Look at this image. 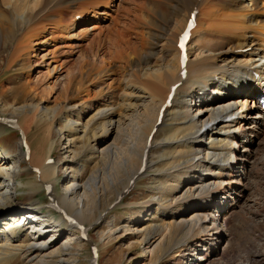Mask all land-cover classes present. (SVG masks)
<instances>
[{
	"label": "bare ground",
	"instance_id": "bare-ground-1",
	"mask_svg": "<svg viewBox=\"0 0 264 264\" xmlns=\"http://www.w3.org/2000/svg\"><path fill=\"white\" fill-rule=\"evenodd\" d=\"M74 1L81 0H0V35L5 33L12 40L13 32L15 35L23 31L31 48L33 36L59 27L51 21L41 28L37 20L46 13L50 21L63 4ZM144 1L148 3L147 10H139L142 13L137 17V26L143 24L141 30L133 34L130 27L125 28L127 37L135 39L123 42L117 34L115 38L107 35L109 49L115 45L127 47L125 54H115L113 66L119 63L117 75L110 74L120 77L123 83L121 88L110 87L104 96L101 94L105 90H101L99 97L104 99L93 108L92 116L89 110H93V101L54 109L34 103L10 106L12 117L17 111L33 114L27 116L22 127L25 135L35 118L42 115L45 121L57 122L62 134L67 133V145L79 138L83 146L80 152L72 153L69 169L74 174L66 178L61 196L54 193L59 165L48 163L52 155H31L26 136L20 146L24 147L25 142L28 153L21 151L17 161L0 152V264H15V257H20L21 264H76L75 257L84 239L79 228L86 227L87 218L94 221L90 228L102 225L110 209L105 203L109 195L116 193L120 199L124 192L119 188L127 191L130 184L135 188L136 179L152 169L160 195L144 202L141 208L147 210V215L152 212L150 217L160 215L162 221L154 224L146 220L123 230L131 228L136 233L143 253H148L150 259L158 253L160 258L174 251L180 254L184 248L201 242L210 222L217 223L209 214H216V218L226 214L232 207L226 201L227 195L236 201L242 193L233 187L237 178L234 170L243 168L241 164L234 165L237 146L241 144L251 151L249 138L261 133L264 123V108L260 104L264 99V0ZM85 8L87 4L82 3L73 19L80 14L82 18L83 12L79 10ZM194 10L198 13L196 26L187 46L186 79H182L177 40ZM118 23L116 31L121 34ZM80 24L75 20L61 29L75 37L73 30ZM106 41L99 45L104 55ZM47 45L45 40L34 46ZM10 59L14 64L19 57ZM58 68L51 72L56 73ZM96 71L98 77L106 73ZM85 75L81 78L84 83ZM179 83L172 106L162 112L170 88ZM165 127H170L169 134L160 139ZM246 127L248 131L243 130ZM154 129L157 130L149 142ZM111 132L119 139L117 144L107 146L101 136ZM157 148L161 153L155 162L152 156ZM25 158L40 184L38 189L51 188L48 214L36 202L33 209L5 208L17 193V179ZM98 160L102 167L98 164L93 177L84 182L82 169L88 162ZM97 184H101V190ZM222 191L227 204L220 206L217 201ZM190 211L194 213L189 216ZM109 229L106 235L99 233L103 244L117 231L112 224ZM88 233L86 241L91 242ZM66 235L69 238L65 239ZM52 246L54 250H50Z\"/></svg>",
	"mask_w": 264,
	"mask_h": 264
},
{
	"label": "rangeland",
	"instance_id": "rangeland-1",
	"mask_svg": "<svg viewBox=\"0 0 264 264\" xmlns=\"http://www.w3.org/2000/svg\"><path fill=\"white\" fill-rule=\"evenodd\" d=\"M81 2L87 4V8L91 9L79 10V12H83V20H80L82 24L74 28L73 36L75 37H71L63 29L75 22L73 17L78 11L77 9L82 6ZM147 7L148 3L144 0H81L63 4L62 9L52 16L50 21H47L46 13L37 20L41 28L51 21L58 24L59 27L57 30L56 28L47 30L46 34L41 32L33 36L31 40H34V43L30 44L31 48L28 46L29 42L23 31H21L22 33L19 31L15 35L13 32L12 40H9L5 33L1 34L0 103H5L8 106H0V116L12 117L11 105L20 107L32 103L54 109L62 108L64 104H85L93 101L94 105L93 103L90 105L93 109L98 102H102L104 99V97H99L102 89L105 91L102 90L101 96L107 93L110 87H119L122 82L120 77L110 76V74L118 72L119 63L115 64L117 67L113 66L115 54L119 52L125 54L127 47L122 45L121 49L115 45L109 49L106 41L107 35L109 34V38H115L117 34L123 39V42L128 39H135V36L127 37L125 28L130 27L133 34L141 30L143 24L139 25L140 27L137 26V17L146 11ZM59 15L61 18L57 17ZM117 23L121 24L119 27L121 34L116 31ZM58 28L63 29L59 30ZM35 37L39 39L37 38L35 41ZM45 40H48L47 46H34L35 43H44ZM103 40L106 41L104 50L107 53L105 55L101 49L99 50V45ZM42 50L45 51L42 52ZM156 51L158 52V49ZM14 56L19 57V59L12 64L10 58ZM44 56L45 58H43ZM54 67H59L56 73L51 72ZM97 69L105 70L106 73L103 74V77L96 75ZM91 73L93 74L91 75ZM83 75H85L86 83L81 81ZM254 102L256 103L257 99ZM93 112L94 109L89 110L90 116L93 115ZM16 114L12 118L18 121V130H7L0 124V152L6 153L8 157L17 161L16 158L20 157V152L25 151L24 147L20 146L22 140H20L19 133L21 132L23 137L26 136L31 155L41 154L44 157L52 155L53 162L59 165V171H57L59 178L54 193L56 191L55 194L61 196L64 194L66 178L70 174H74L72 169H69V165L72 163L70 158L72 153L81 151L83 141L76 138L67 145V133L62 134V129L57 122L45 121L42 115L35 118L33 124L30 125L31 129L27 131L28 135L27 133L25 135L26 130H22V127L26 123L27 116L31 117L33 114L24 115L21 111H17ZM246 129L247 127L243 130ZM169 131L170 127H165L164 133L161 132L159 138L166 137ZM101 139H105L104 142L109 146L117 144L119 136L111 132L109 135L101 136ZM249 139L252 140L251 151L243 148V145L240 144L237 146V158L234 159V165L241 164L243 168L240 169L239 166L234 170L237 178L234 180L236 185L233 187L235 190H242V193L237 195L236 201H232L227 195L226 201L230 202L232 207L230 211L224 214L225 216L220 215L219 218H216V214H209V218L217 219V223L210 222L209 227L202 233L201 242L184 248L183 253L179 254L174 251V253L171 252L173 255L171 253V255L164 254L162 258L158 253L150 259L148 253H143V245L139 244L140 241L136 233L132 232L131 228L123 231L130 224L132 227V225L146 222V220H152L151 222L154 224H159L162 221L160 215L150 217L152 212L147 215L149 214L147 210L141 208L144 202L153 197L158 198L160 195V192L155 189L156 177H154L155 171L152 169L146 176L136 179L135 188H133V184H130V188H128L130 192L124 196L122 194L120 199L116 193L109 195L105 203L110 206V209H107L108 215L102 225L90 228L94 221L87 218L85 226L90 229L92 241L83 239V247L79 248L78 256L75 257L77 259L76 264H92V255L90 256L92 248L98 250L99 264H264V123L261 133L257 136H251ZM28 150L29 148H27L26 153ZM153 153L152 158L156 162L159 160L160 148L154 149ZM245 156L248 157L245 158ZM243 158L245 159L243 160ZM23 161V167L17 179L19 182L16 186L17 193L13 201L7 203L5 208L13 210L19 208L33 209L32 204L36 202L39 207H42V211L48 214L51 211L48 207L50 192L45 195L43 193L46 191L45 188L38 189L40 184H37L39 182H37L34 171L30 168L28 159L25 158ZM98 164L102 167V163L98 160L94 163L88 162L86 168L82 169L84 182L93 177ZM101 184H97L98 190H101ZM118 190L126 191L122 187ZM224 191L220 192L218 197L217 202L220 206L227 204L223 200L225 198V195L223 196ZM46 196L47 200H45ZM54 213L58 216L56 212ZM193 213L194 211H190L188 215ZM111 224L117 231L113 238L107 239L103 244L99 233L103 232L106 235ZM67 238H69L68 235L65 236V239ZM71 238L77 237L73 235ZM54 249L52 246L50 250ZM14 263L21 264L20 257H15Z\"/></svg>",
	"mask_w": 264,
	"mask_h": 264
},
{
	"label": "snow or ice",
	"instance_id": "snow-or-ice-1",
	"mask_svg": "<svg viewBox=\"0 0 264 264\" xmlns=\"http://www.w3.org/2000/svg\"><path fill=\"white\" fill-rule=\"evenodd\" d=\"M185 39H187V37L185 36ZM181 47H183V42L181 43Z\"/></svg>",
	"mask_w": 264,
	"mask_h": 264
}]
</instances>
